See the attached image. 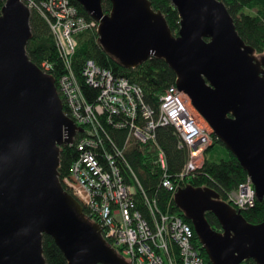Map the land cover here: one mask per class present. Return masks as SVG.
Returning a JSON list of instances; mask_svg holds the SVG:
<instances>
[{
  "label": "water",
  "instance_id": "95a60500",
  "mask_svg": "<svg viewBox=\"0 0 264 264\" xmlns=\"http://www.w3.org/2000/svg\"><path fill=\"white\" fill-rule=\"evenodd\" d=\"M98 22L96 41L123 66L161 57L174 84L238 160L257 200H264V53L238 34L221 0H170L178 12L173 33L149 0H75ZM29 8L5 0L0 8V264H47V234L66 264H130L110 246L97 222L58 179L60 146L76 125L63 112L52 77L26 53ZM173 202L190 220L210 264H264V219L241 210L209 186L186 183ZM216 217L213 228L205 212Z\"/></svg>",
  "mask_w": 264,
  "mask_h": 264
},
{
  "label": "built area",
  "instance_id": "2783aa9c",
  "mask_svg": "<svg viewBox=\"0 0 264 264\" xmlns=\"http://www.w3.org/2000/svg\"><path fill=\"white\" fill-rule=\"evenodd\" d=\"M21 1L47 22L64 68L55 76L48 59L39 66L56 78L63 112L77 126L71 142L65 143L75 148L76 158L67 174L58 173L63 188L80 203L85 215L98 223L105 241L130 264H210L201 254L193 228L169 203L161 209L156 199L145 193L124 151L132 145L144 150L158 170V186L173 200L174 192L200 166L203 151L212 140L211 127L202 117L203 124L199 122L198 112L174 83L158 96L155 108L144 100L138 84L91 58L82 62L78 76L73 67L76 34L86 30L96 33L98 22L80 14L70 0ZM80 80L98 88L94 101L86 99ZM167 124L178 135V147L188 152L174 175L168 172L165 152L155 137L156 128ZM105 125L124 130L121 147L109 149L104 145L102 133L108 135ZM120 165L126 167V175ZM255 200L248 175L227 194V201L240 210L253 206Z\"/></svg>",
  "mask_w": 264,
  "mask_h": 264
},
{
  "label": "trees",
  "instance_id": "16d2710c",
  "mask_svg": "<svg viewBox=\"0 0 264 264\" xmlns=\"http://www.w3.org/2000/svg\"><path fill=\"white\" fill-rule=\"evenodd\" d=\"M5 0H0V8ZM84 17L89 16L82 10L81 6L75 1L70 0ZM155 10H160L165 17L168 27L176 33L179 27V16L177 10L170 0H149ZM232 16L235 28L241 38L251 45L256 54L264 53V0H221ZM102 8L108 11L110 8L109 0H101ZM30 37L26 44L28 58L40 66L43 59H48L52 64L55 76L64 71L63 64L56 55V50L49 27L45 19L36 11L31 10L29 15ZM97 34L94 31L86 30L76 34L77 46L73 55V67L79 76L82 62L86 58H91L101 67L110 69L115 75L127 77L130 81L138 84L142 91L144 100L155 107L158 103V96L171 83H174L175 73L161 57L151 56L135 67L123 66L114 56L105 52L96 41ZM52 80L56 83V78ZM81 89L88 101H94L98 88L88 86L80 80ZM108 133H102L104 145L112 149L114 145L121 147L125 137L124 130L115 129L105 125ZM155 137L158 144L165 152L167 159L168 172L174 175L181 169L187 159V150L178 147V135L172 125H161L156 128ZM113 143L111 142V140ZM100 154V149L98 150ZM127 162L134 170L139 182L143 186L145 193L157 201L159 208L164 209L169 203L170 208L187 222L191 228L192 224L180 210L175 206L170 193L159 184V173L152 162L145 155V151L136 145L129 146L124 151ZM204 158L201 165L195 172L186 177L185 184L193 186H209L215 189L220 198L227 201V194L234 190L237 185L246 177L245 170L241 167L235 156L224 147V145L212 135L209 143L203 151ZM77 152L74 147L63 144L59 150V176L65 175L69 171L70 164L76 158ZM122 172L126 175V167L120 165ZM127 178V176H125ZM241 214L251 223L260 222L264 219V200H255L251 207L242 208ZM206 219L215 228L219 226L216 217L210 211L205 212ZM92 219V217H91ZM217 229V228H215ZM196 236V235H195ZM201 254L209 262L202 246ZM42 249L47 264H66V259L55 244L52 237L47 234L42 236ZM210 263V262H209ZM100 264V263H97ZM242 264H256L252 259L245 260Z\"/></svg>",
  "mask_w": 264,
  "mask_h": 264
},
{
  "label": "rangeland",
  "instance_id": "374dc122",
  "mask_svg": "<svg viewBox=\"0 0 264 264\" xmlns=\"http://www.w3.org/2000/svg\"><path fill=\"white\" fill-rule=\"evenodd\" d=\"M30 11H31V10H30ZM198 115H199V117H197V116H196V117L198 118L199 122L203 124V120H201V117H202V116H201L199 113H198ZM203 158H204V154H203V156H202V158H201V163H202V161H203ZM200 165H201V164H200ZM241 264H242V263H241Z\"/></svg>",
  "mask_w": 264,
  "mask_h": 264
},
{
  "label": "flooded vegetation",
  "instance_id": "af4514ba",
  "mask_svg": "<svg viewBox=\"0 0 264 264\" xmlns=\"http://www.w3.org/2000/svg\"><path fill=\"white\" fill-rule=\"evenodd\" d=\"M217 222H218V221H217ZM218 224H219V223H218ZM213 226H214L215 228H217V230L220 229V226H215V225H213Z\"/></svg>",
  "mask_w": 264,
  "mask_h": 264
}]
</instances>
